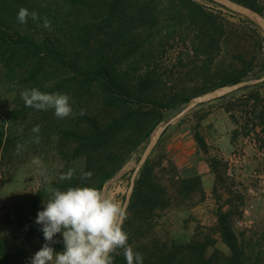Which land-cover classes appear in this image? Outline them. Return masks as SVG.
<instances>
[{
	"label": "trees",
	"instance_id": "obj_1",
	"mask_svg": "<svg viewBox=\"0 0 264 264\" xmlns=\"http://www.w3.org/2000/svg\"><path fill=\"white\" fill-rule=\"evenodd\" d=\"M209 1L229 9L214 0ZM235 1L264 14V0ZM151 3L152 0H147L142 6L148 8ZM21 8L38 13L41 19L33 21L29 18L27 24L19 23L17 14ZM142 11V8L128 7L123 0H58L53 11L48 7L37 8L33 0H0V70L6 69L23 77L21 68H26L27 76L23 78L28 77L27 83L32 81L30 89L67 94L73 108V114L64 119L49 109L34 124L57 139V152L65 165L52 181L51 192L42 187L32 194L22 242L13 244L0 235V264H31L30 258L45 243L40 230L42 226L35 222L37 214L43 210L44 200L47 202L52 198L55 189L88 186L104 190L137 150L149 143L152 133L166 120L169 111L208 91L246 81L257 67L256 56L248 58L240 52L233 55L235 63L223 68L214 67L222 52L227 26L218 13L207 10L196 1L178 3L169 12L170 21L160 29L157 14L160 11L145 14ZM98 16H103V22L109 27L114 23L120 27L137 24L127 31L120 30L122 39L117 43L105 38L97 41L99 33L95 25ZM44 17L51 22L50 29L43 26ZM147 27L154 32L146 42L140 41L141 28ZM185 27L192 34L189 41L183 40L186 46L189 45L188 57L173 46L171 50L177 55L173 54L175 63L169 75H160L157 72L158 58L171 51V39L176 45L181 44L177 35L181 36ZM68 40L75 45L69 46ZM93 41L96 47H92ZM118 50L125 54L118 55ZM47 63L54 64L61 72L60 76L51 74L54 69L46 68ZM183 73L196 78L192 88H163L164 80L175 76L180 78ZM263 75L264 62L257 78ZM50 77L55 78L50 81ZM2 79L3 75H0ZM243 89H250L244 100L234 99L225 105V111L236 124L231 142L234 145L241 136H254L264 151V140L261 142L260 137L264 132V81ZM230 95L232 93L219 99ZM81 110L84 115H80ZM37 111L26 107L22 100L11 113L18 117ZM206 117H200L198 123ZM161 138L142 168L130 198L124 224L129 233V244L143 255L144 264H252L247 257L245 232H238L235 228L236 219L244 215L245 195L235 193L226 176L228 162L209 154L206 138L196 129L194 138L207 155L206 160L215 176L212 191L219 205L217 221L203 239L172 241L174 251L167 245L164 247L168 251L151 247L152 243L158 244L150 234L153 221L159 211L171 204L172 188L186 199L195 194L206 196L201 175L181 178L174 162L166 166L164 154L154 156ZM17 145L5 123L0 122V158L16 154ZM78 160L82 166L72 168L71 163ZM169 167L172 176L168 182L165 178ZM69 169L75 170L73 178L61 180L60 176ZM86 171H91L92 177L81 180L80 176ZM215 235L228 247L229 253L216 247L218 238ZM54 239L59 242L51 246L56 252L63 251L62 234H56ZM114 264H127L122 253L114 257Z\"/></svg>",
	"mask_w": 264,
	"mask_h": 264
},
{
	"label": "rangeland",
	"instance_id": "obj_2",
	"mask_svg": "<svg viewBox=\"0 0 264 264\" xmlns=\"http://www.w3.org/2000/svg\"><path fill=\"white\" fill-rule=\"evenodd\" d=\"M33 1L37 8L48 7L52 11L58 5V0ZM145 1L147 0H123L124 4L130 8L136 7L139 10L142 8L143 14L159 10L160 13L157 14L160 20V29L170 21L169 12L182 0H152L153 3L148 8L142 6ZM193 1L204 5L207 10L218 13L227 26V35L222 42V52L215 60L214 67L223 68L235 63L233 59L235 53H243L248 58L256 56L257 67L248 80L257 79L260 74V66L264 62V40L260 36L261 34L264 37V27L252 17L230 8L226 9L209 0ZM97 14L100 15V13ZM103 16H98L95 25V29L99 33L97 41L105 38L108 42L117 43L122 39L120 30L127 31L130 26L132 29L137 24L135 22L133 25L127 24L125 27H120L118 23H114L109 27L103 22ZM82 20L85 21L86 19L82 18ZM101 26L103 27L98 29ZM153 32L148 27L141 28L139 40L146 42ZM177 36L178 41L181 39V44L177 43L176 45V42L171 39L169 41L170 50L176 46L177 50L180 49L184 53V57H188L189 45L186 46L183 40H190L191 30L185 27L184 33ZM68 44L72 47L75 42L68 40ZM93 46L96 47L95 41L92 42ZM175 52L171 50L168 54L158 58L157 72L160 75H169V70L175 63V56H177ZM117 53L120 56L125 54L122 50H118ZM28 63L30 64V61ZM46 68L54 69L51 74L60 76L61 72L54 64L47 63ZM21 69L25 78L27 76L26 68ZM0 75H3V79L0 80V122L5 123L14 143L23 146L20 154L12 153V155L7 154L4 159L0 158V235L5 236L13 244H19L24 236L25 217L30 209L32 194L42 187L48 193L51 192L52 181L65 163L57 152V139L46 132H42V129L39 133L32 132L36 120L42 119L48 110L29 112L18 117H14L11 113L15 108H18L19 101L23 100L21 93L30 89L29 85L32 81L27 83L28 77L25 80L21 75L9 73L6 69L0 70ZM54 78L50 77V81ZM195 79L183 73L180 78L175 76L164 80L165 83L162 86L165 90H172L177 87L192 88ZM243 88L232 92V96L230 95L226 99L217 98L198 104L183 117L171 123L165 130L166 132L162 136L154 156L164 154L166 166H170L171 161L174 162L181 178L201 175L206 196L202 197L195 194L192 198L186 199L176 194L174 188L171 189V204L164 211H159L153 221L150 234L154 235L158 242V244L152 243L151 247L154 250L159 247L161 250L168 251L164 247L167 245L174 251L175 247L171 248L172 241L189 242L193 239H203L207 233H210V228L217 221L216 212L219 205L212 191L215 176L206 160L207 155L200 149L194 138V130L196 129L206 138L209 144V154L228 162L226 176L235 193L245 195L244 215L236 219L235 228L238 232H245L249 254L247 257L250 262L252 264H264V151L259 147V142L255 140L254 136L249 138L241 136L236 144H232V131L236 124L225 111V105L228 102L246 98L250 89L245 90ZM189 103L169 111L166 120L160 125L176 117L188 107ZM51 111L54 110L50 109L49 112ZM204 115L207 116L206 119L199 124L198 119ZM260 129L261 127H259ZM37 135L40 138L39 143L34 142ZM260 135L261 142H263L264 132H261ZM147 144L142 145L124 168L106 184L105 192L126 202L133 172ZM34 157H39L43 162V167L46 169L45 175L41 174L39 166L32 164ZM80 166H82L80 160L71 163L72 168ZM168 169L169 172H166L165 180L169 182L172 174L170 167ZM224 195L227 197L226 193ZM215 237L218 238L216 247L229 253L228 247L221 241L220 237L217 235Z\"/></svg>",
	"mask_w": 264,
	"mask_h": 264
},
{
	"label": "clouds",
	"instance_id": "obj_3",
	"mask_svg": "<svg viewBox=\"0 0 264 264\" xmlns=\"http://www.w3.org/2000/svg\"><path fill=\"white\" fill-rule=\"evenodd\" d=\"M39 21L38 13L27 8L18 11L17 19L27 24L28 19ZM43 26L51 28L47 17ZM26 107L36 110H54L55 116L64 119L73 114L71 97L60 92L47 93L38 88L26 89L21 93ZM81 110L80 115H84ZM39 125L32 128L39 133ZM39 136L34 142L39 143ZM22 145H17L16 154H20ZM32 164L46 169L39 157L32 159ZM74 169H69L60 176L61 180H71ZM91 171L83 172L81 180L91 178ZM128 216V204L116 199L103 189L88 186L69 187L66 190L55 189L52 198L44 200L43 210L37 214L36 224L41 225L45 243L34 256L31 264H114V257L123 254L127 264H144L143 255L129 244V233L124 229ZM62 234L64 250L56 252L52 244L56 234Z\"/></svg>",
	"mask_w": 264,
	"mask_h": 264
},
{
	"label": "water",
	"instance_id": "obj_4",
	"mask_svg": "<svg viewBox=\"0 0 264 264\" xmlns=\"http://www.w3.org/2000/svg\"><path fill=\"white\" fill-rule=\"evenodd\" d=\"M214 1H216L217 3H219L221 5H224L228 8H230V9L241 12V13L249 16V17L256 19L264 27V14L259 12L257 9L250 7V6H247V5H244V4H241L235 0H214ZM263 81H264V76L257 78V79H254V80H246V81H242V82H239V83H236L233 85L222 86V87H219V88L214 89L212 91H208L206 93H203L199 96L194 97L190 101L188 107L185 108L176 117L172 118L171 120L165 122L162 125H159L155 129V131L152 133L150 141L147 144V146H146V148H145V150H144V152H143V154H142V156L138 162V165L133 172L131 186H130L129 192L127 194V197H126V203L129 205L130 198L132 196L136 180L139 177V174H140L142 168L144 167L148 158L151 156L154 148L158 144L163 133L165 132V130L167 129V127L171 123H173V122L177 121L178 119H180L181 117H183L187 112H189V110H191L192 108H194L198 104L205 103V102L220 98L224 95L235 92V91L243 88L244 86L251 85V84H257V83H260Z\"/></svg>",
	"mask_w": 264,
	"mask_h": 264
}]
</instances>
